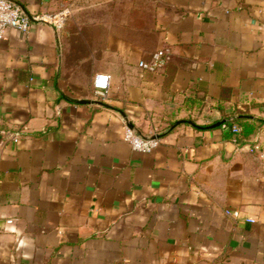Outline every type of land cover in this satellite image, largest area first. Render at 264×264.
<instances>
[{
    "label": "crops",
    "instance_id": "obj_1",
    "mask_svg": "<svg viewBox=\"0 0 264 264\" xmlns=\"http://www.w3.org/2000/svg\"><path fill=\"white\" fill-rule=\"evenodd\" d=\"M13 1L32 23L0 39V264H264V156L212 127L264 118V0ZM66 7L59 31L34 18Z\"/></svg>",
    "mask_w": 264,
    "mask_h": 264
},
{
    "label": "built area",
    "instance_id": "obj_2",
    "mask_svg": "<svg viewBox=\"0 0 264 264\" xmlns=\"http://www.w3.org/2000/svg\"><path fill=\"white\" fill-rule=\"evenodd\" d=\"M70 9L68 7L57 13L38 14L34 16L36 21L51 25L57 31L63 28L68 16L70 15ZM32 23V17L28 15L24 7L13 0H0V39H4L8 30L15 29L21 33L27 34L30 31ZM167 64V51L160 49L156 51L150 61H140V67L146 71L155 72L162 69ZM95 92L102 98L108 96L110 87V75L107 73H99L94 80ZM226 127V125H223ZM239 125L233 126L234 133L240 131ZM125 141L135 151L150 153L154 151L161 143L159 131L154 130L149 136L138 133L130 124L126 125L124 132ZM251 152H259L263 157L264 153L258 143L250 145ZM228 215L239 217L240 212L238 210H226ZM249 222H253L254 219L247 218ZM11 222V220H9Z\"/></svg>",
    "mask_w": 264,
    "mask_h": 264
},
{
    "label": "trees",
    "instance_id": "obj_3",
    "mask_svg": "<svg viewBox=\"0 0 264 264\" xmlns=\"http://www.w3.org/2000/svg\"><path fill=\"white\" fill-rule=\"evenodd\" d=\"M226 125L227 131L226 136L231 138L234 136L233 126L238 124L241 126L240 131L238 132V139L241 142H250L255 144L254 140L255 135L264 125V118H253L251 116H243L234 119H227L222 125Z\"/></svg>",
    "mask_w": 264,
    "mask_h": 264
},
{
    "label": "water",
    "instance_id": "obj_4",
    "mask_svg": "<svg viewBox=\"0 0 264 264\" xmlns=\"http://www.w3.org/2000/svg\"><path fill=\"white\" fill-rule=\"evenodd\" d=\"M95 102H97V103H99V104H102V105L109 106L107 103L102 102V101H95ZM224 121H225V120L219 121V122L213 124L212 127L220 126V125H222V124L224 123ZM179 122H182V121H179Z\"/></svg>",
    "mask_w": 264,
    "mask_h": 264
}]
</instances>
